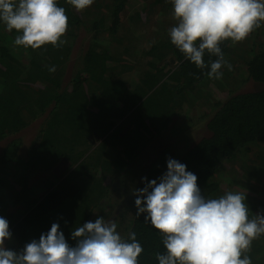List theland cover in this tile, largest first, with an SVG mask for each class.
<instances>
[{
  "label": "trees",
  "instance_id": "trees-1",
  "mask_svg": "<svg viewBox=\"0 0 264 264\" xmlns=\"http://www.w3.org/2000/svg\"><path fill=\"white\" fill-rule=\"evenodd\" d=\"M141 2L144 6L123 25L127 0H109L98 6L96 16L89 15L88 8L76 11L66 0H58L68 17V28L61 37L64 43L56 47L15 46L20 33L8 32L0 24V217L9 222L13 243L9 249L20 251L36 239L30 241V230L66 205L79 204L83 209L75 228L88 222L97 205L104 199L111 203L108 198L119 190L105 182L109 179L116 185L114 176L128 167L135 168L138 176L131 177L132 192L144 187L141 178L160 177L167 170V153L160 152L149 172L140 175L138 158L155 136L175 132L170 130L178 128L173 118L194 98H204L210 112L206 110L199 118L203 135L181 152L179 162L197 176L206 198L224 195L223 180L216 179L221 170L228 185L237 184L247 191L241 194L246 195L249 218L264 215V22L244 40L234 43L228 39L219 45L227 64L234 68L236 63L243 64L244 80L258 85L255 90L240 91L238 83L221 87L208 77L217 56L205 51L203 60L208 67L201 69L170 42L171 24L155 19L157 13L173 9L170 3ZM84 29L90 39L81 43ZM147 30L155 32L147 36ZM139 39L146 43L140 45L145 66L131 60L136 58ZM77 43L81 46L75 55L72 49ZM244 45L245 51L241 49ZM52 66L54 72L49 71ZM220 71L231 77V69ZM131 74L137 76L134 82L124 79ZM213 85L216 92L229 96L214 98ZM38 119L40 126L30 139L18 135ZM62 162L66 167L57 177L54 170ZM33 173L49 175L45 193H29L28 178ZM135 198L133 206L121 208L116 223H125V239L136 233L143 249L138 264H158L156 254L165 252L162 235L144 221V215L136 216ZM17 205L15 213L9 211ZM74 213L58 219L66 228L61 230L64 236L72 231L69 218ZM246 255L251 264H264V235L252 242Z\"/></svg>",
  "mask_w": 264,
  "mask_h": 264
},
{
  "label": "clouds",
  "instance_id": "clouds-1",
  "mask_svg": "<svg viewBox=\"0 0 264 264\" xmlns=\"http://www.w3.org/2000/svg\"><path fill=\"white\" fill-rule=\"evenodd\" d=\"M173 8L176 26L169 32L170 42L185 59L205 68V51L218 58L211 62L207 75L221 79L224 60L220 43L244 40L264 22V0H166ZM76 11H83L94 0H66ZM0 24L5 30L20 33L15 46L33 50L44 45L64 43L68 28L65 9L58 0H0ZM55 71V66L49 68ZM166 171L157 179L141 178L144 187L135 189L136 216L144 215L162 235L163 254L158 264H251L246 255L251 244L264 235V215L249 218L246 195L226 192L206 198L197 176L186 165L167 159ZM9 222L0 217V264H138L143 249L131 232L125 239L117 223L98 217L71 231L75 246H70L59 224L53 223L38 240L20 251L6 248L11 239Z\"/></svg>",
  "mask_w": 264,
  "mask_h": 264
},
{
  "label": "rangeland",
  "instance_id": "rangeland-1",
  "mask_svg": "<svg viewBox=\"0 0 264 264\" xmlns=\"http://www.w3.org/2000/svg\"><path fill=\"white\" fill-rule=\"evenodd\" d=\"M141 1L142 0H127V3H128L127 9H126L127 11L124 12L122 19H121V22L123 23V25H125V21H129V18L131 17L130 15L133 12H137L138 10H140L142 8L141 5L144 6V3ZM108 2L109 0H94V3L88 7L87 11H89L88 12L89 15L96 16L98 10L100 9V7L98 6L107 5ZM155 19H157V21L163 22L164 25L166 26H170L171 24V26L169 27V30L172 27L176 26L177 24V21L173 17V9L164 11V13L163 12L157 13ZM129 25L132 26V22L129 23ZM153 26H154V22H153ZM154 32H155L154 30H147V33H148L147 36H150ZM137 33L138 32L135 31L134 34L136 35ZM81 34H82L81 38L84 40L81 43H86V41L90 39L89 37L90 34L87 33L86 29L81 30ZM138 42H139V45L137 46L136 55H135L137 59L135 58L131 60L139 61L142 66H145L144 64L146 63L145 62L146 57L143 56V48L140 45L142 44V46H145L146 43L141 39H139ZM80 44L77 43L74 46V49H72L75 55L79 52V49L81 46ZM241 49L245 51L247 47L244 45ZM134 54H135V51H134ZM244 68H243V64H240V63H236L235 68L231 66V70H232L231 77H229L230 74L227 73L226 75H223L221 79H218V80L216 79L218 81L217 83H219L218 85L221 87H225L226 85L238 83L240 86V91L255 90L258 86L257 84L253 83L252 81L248 79L244 80L245 78ZM232 76H236L238 78L237 79L238 81L235 80V78ZM136 78L137 76L135 74L124 76V79H126L129 82H134ZM212 90H214V93H213L214 98H219L222 100L226 98L227 96H229V95H226V93L219 94L220 92L219 93L216 92L214 89V85L212 86ZM214 98H212L211 100L215 101ZM194 99H195L194 101L193 100L191 101V105H186L183 108V110L178 114V116H175L173 118L172 123H176V125H178V128L177 127L171 128L170 126L169 127H170V130H175V132L174 131L168 132L169 130H167L166 132H162L158 136H155L153 141L148 144L147 149L140 155V159L138 158L140 164H138L137 166L139 175L141 174V172L142 173H146L147 171L149 172L150 170L149 165L153 164L156 161L157 157L159 156V153L162 151L164 154L167 153L169 158L179 161V158H181L179 157L181 152L182 154L185 153V151L188 150L192 146V144L196 143L199 140V138L203 135V130H202V127L200 126L203 124L199 118L206 110L209 111L208 108L210 105H207L204 103L205 102L204 98H202L201 100H197V98H194ZM40 119L32 122L26 128L25 131L18 133V135L24 137L25 139H30V137L33 136L36 133L37 129L39 128L40 126L39 121H41ZM143 175H146V174H142V176ZM7 177L9 178V176ZM48 177L49 175L46 177V175L41 176V174H38V173L31 174L28 178V186H31L32 190H30L29 193L32 195H38L39 193L46 191L48 187V182H46V180ZM131 177H138L136 176V169L128 167L127 169L123 170L120 174L118 173L116 174V176H114L113 179L116 178L115 180L116 185L111 184V180L109 179L107 182H105V183H109L110 185H112L110 187L117 186L119 190H117L116 195L114 197L111 196L110 198H108L110 202L112 201L111 203L106 204L107 202L104 199L103 202L97 205L98 207H96L94 209V212H92V214L89 216L88 222L89 221L94 222V218L98 214H99V217H104L106 222L107 221L117 222L118 220L120 221L121 208L133 206L134 195L132 192V188L130 186V183L132 180ZM121 178L125 179L124 183L126 184V186L121 185V182H123ZM216 179L220 181L223 180V182L220 184V188L224 191L223 194L229 191L234 192V193L235 192L247 193L245 189H242L237 184L228 185V177L226 179L225 178L223 179L221 177V170L216 173ZM239 180H240V177L236 179V182L239 183ZM250 193H253V192H250ZM78 206L77 205H72V206L66 205L65 208L62 209V211L55 213L51 217L50 215H46L43 224L37 225L33 228V230H30L31 231L30 241L34 237H37V238L40 237L41 233H44V231L50 229L53 223L59 224V231L66 229L65 226L58 221V219L63 218L65 214L69 215V213L72 211H75L74 213L75 215L70 216L69 218L70 220L69 229L72 231L75 230L74 223L80 222V219L82 218V213H83V209L79 208ZM17 207H19V205L15 207L10 206L9 211H12L15 213ZM121 224L122 225L117 224V231L123 237L124 234L122 232V226L125 225V223L121 222ZM68 235L69 237L65 236L66 241L69 243L70 246H75V241L71 239V231L68 232ZM12 245H13L12 240H7L5 242L6 248Z\"/></svg>",
  "mask_w": 264,
  "mask_h": 264
},
{
  "label": "flooded vegetation",
  "instance_id": "flooded-vegetation-1",
  "mask_svg": "<svg viewBox=\"0 0 264 264\" xmlns=\"http://www.w3.org/2000/svg\"><path fill=\"white\" fill-rule=\"evenodd\" d=\"M66 167V163H64V162H62V163H59V165H57V167L55 168V170L54 171H57V172H55L56 173V175H60L61 174V172H59L60 171V169H62L63 167ZM59 169V170H58Z\"/></svg>",
  "mask_w": 264,
  "mask_h": 264
}]
</instances>
